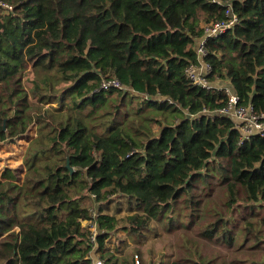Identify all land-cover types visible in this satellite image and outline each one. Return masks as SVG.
<instances>
[{"label": "trees", "instance_id": "1", "mask_svg": "<svg viewBox=\"0 0 264 264\" xmlns=\"http://www.w3.org/2000/svg\"><path fill=\"white\" fill-rule=\"evenodd\" d=\"M1 1L0 145L28 144L23 177L0 175V264H93V248L106 264H143L106 240L123 228L140 241L155 221L237 254L250 243L262 259L231 262L264 264V136L240 144L219 113L225 87L187 73L205 25L231 7L238 24L206 43L208 79L264 113V0ZM117 195L134 213L106 212ZM175 255L168 264H219Z\"/></svg>", "mask_w": 264, "mask_h": 264}, {"label": "rangeland", "instance_id": "2", "mask_svg": "<svg viewBox=\"0 0 264 264\" xmlns=\"http://www.w3.org/2000/svg\"><path fill=\"white\" fill-rule=\"evenodd\" d=\"M29 73L24 75V80L27 85H29L28 81L32 76ZM35 134L36 131L33 129L31 131V135ZM27 144L28 141L21 140L17 143L8 142L0 145V175H2L5 168H11L12 170L17 171L19 177H23L24 172H26L23 155ZM215 200H219V197H216ZM110 203L111 204L107 212L109 214L117 212L119 215L127 216L129 215L127 213H134L129 210L136 208V204L133 201L130 202L128 199L118 195L114 196ZM98 206L101 205L99 204L96 207ZM184 206L185 203H183L181 211L183 214H185ZM178 210L179 208L177 209V212ZM253 219H255V217ZM162 227L163 225L160 222H153L149 229L141 231L143 239H140V241H136L135 236H131L127 230L120 228V230L112 233L106 240L105 249L112 251H117L116 249H118L115 253H117L121 259L126 258L128 261H130L132 257L136 259V253L141 252L138 257L140 259L142 256L143 264H160L161 258L165 259L166 257L167 259L165 264H168L171 258H176L175 253L178 256L183 257L185 255L187 256L188 253L194 255V253L198 250L207 258L218 257L219 264H233L231 262V258L233 259L234 257H239L242 260H244V258L252 257L257 260L262 259L261 254L257 250L251 249L250 243L246 244V246H242L241 243L243 241H241V243L238 244L239 252L237 254L235 247H231L227 244H216L204 238L202 235L197 234V232L194 233L193 227L190 229L180 228L175 231H167L165 230V227ZM92 229L94 231L99 228L95 224ZM240 240H242V238ZM188 243H191L190 247H188ZM91 259L93 263L98 260L105 262V259L101 257V251H98L96 248H93ZM240 264L246 263L241 262Z\"/></svg>", "mask_w": 264, "mask_h": 264}, {"label": "built area", "instance_id": "3", "mask_svg": "<svg viewBox=\"0 0 264 264\" xmlns=\"http://www.w3.org/2000/svg\"><path fill=\"white\" fill-rule=\"evenodd\" d=\"M0 4H2L6 8H11V6L3 3L0 0ZM228 15L227 18L217 21H212L209 24L205 25V34L202 38L198 40L197 50L199 55L200 62L198 65H191L187 68V73L191 83L194 86H200L202 88L211 89L213 87L224 88L227 91L228 103L225 107L219 110V113L224 116H230L236 120V127L240 130V144H242L245 140L251 139L254 134H260L264 136V113H257L254 110L252 104H242L240 96L232 90L227 84L220 82H213L208 79L209 74L212 71V67L209 62L205 60L208 54V48L206 46L207 40L211 37H217L222 33H225L229 29L235 27L238 24V17L233 11L231 7L226 10ZM117 87L123 89V85L119 80L115 78H105L101 83V88H111ZM207 113V110H205ZM223 214L220 215L222 217ZM225 216L227 219L228 216ZM93 234V239H95L96 233L98 229H95ZM136 262L139 261L138 255H135ZM93 264H105L104 261L98 260Z\"/></svg>", "mask_w": 264, "mask_h": 264}, {"label": "crops", "instance_id": "4", "mask_svg": "<svg viewBox=\"0 0 264 264\" xmlns=\"http://www.w3.org/2000/svg\"><path fill=\"white\" fill-rule=\"evenodd\" d=\"M222 83L226 84L225 82L221 81ZM240 203V202H239ZM111 203H107V204H104L106 206V212H108L109 210V206H110ZM237 207V206H236ZM230 216H228V218L230 217L229 220H231L233 218V210L230 212ZM119 215V214H118Z\"/></svg>", "mask_w": 264, "mask_h": 264}, {"label": "water", "instance_id": "5", "mask_svg": "<svg viewBox=\"0 0 264 264\" xmlns=\"http://www.w3.org/2000/svg\"><path fill=\"white\" fill-rule=\"evenodd\" d=\"M228 86H229V87H230V88L233 90V88H232V86H231V84H230V83L228 84ZM72 170H73V168H72Z\"/></svg>", "mask_w": 264, "mask_h": 264}]
</instances>
